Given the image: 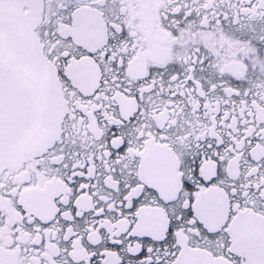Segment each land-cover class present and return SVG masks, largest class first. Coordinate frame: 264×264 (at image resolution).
Returning <instances> with one entry per match:
<instances>
[{"label":"snow or ice","instance_id":"snow-or-ice-1","mask_svg":"<svg viewBox=\"0 0 264 264\" xmlns=\"http://www.w3.org/2000/svg\"><path fill=\"white\" fill-rule=\"evenodd\" d=\"M0 264H264V0H0Z\"/></svg>","mask_w":264,"mask_h":264}]
</instances>
